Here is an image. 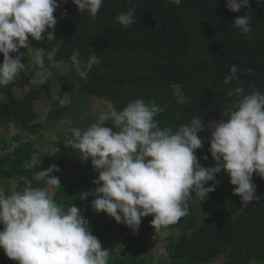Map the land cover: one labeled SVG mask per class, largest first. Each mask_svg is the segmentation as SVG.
<instances>
[{
  "label": "trees",
  "instance_id": "16d2710c",
  "mask_svg": "<svg viewBox=\"0 0 264 264\" xmlns=\"http://www.w3.org/2000/svg\"><path fill=\"white\" fill-rule=\"evenodd\" d=\"M0 11V91L29 88L0 102V210L24 219L22 231L0 228V264L264 260V0H0ZM29 46L33 56L12 57ZM22 58L18 77L3 75ZM38 72L71 97L44 120ZM91 97L112 109L86 130L73 108ZM204 163L237 179L211 188L215 211L194 231L193 218L181 222L163 257L154 243L167 210L150 217L151 202L170 193L169 172ZM105 249L119 251L101 259Z\"/></svg>",
  "mask_w": 264,
  "mask_h": 264
},
{
  "label": "rangeland",
  "instance_id": "374dc122",
  "mask_svg": "<svg viewBox=\"0 0 264 264\" xmlns=\"http://www.w3.org/2000/svg\"><path fill=\"white\" fill-rule=\"evenodd\" d=\"M3 14V11H0V15ZM7 14V13H6ZM27 55L33 56L32 48L29 46L28 48L19 49L14 52L12 57L17 60L20 56L26 57ZM11 59V58H10ZM24 58L21 60L20 65L10 66L9 69L3 71V75L6 77L13 76L14 78L18 77L21 69L23 68ZM59 69L62 73L66 72L67 66L64 64L59 65ZM33 83L37 86V88H46L47 94L44 96V100L42 105H44V111L40 112L41 119L44 120L46 117V113L51 108V104L55 107L58 106L59 98L64 96V105H69L71 103V97L65 96L58 88L57 84L54 82L51 74L45 72H38L36 77L33 79ZM29 91V88L17 86H10L7 88L6 93L0 91V102H5L11 98L21 99L24 94ZM176 92H179V88H176ZM75 102L78 105H75L73 108L74 115L73 118L79 116V120L84 124L86 130H90L92 127L97 129L100 128L101 125L107 120V116L111 111V105L107 103L104 99H99L95 97H91L89 100L84 99H76ZM87 104L86 107L83 104ZM40 106V104H39ZM41 107V106H40ZM40 110V108H39ZM71 118V117H70ZM68 119L66 122L62 123L59 126H54L51 130L52 132L48 133L45 140L43 142L47 143L46 147L48 150L51 147L52 141L56 140L57 137L61 136L65 129L71 123V119ZM72 118V119H73ZM235 124L239 123L238 118L234 119ZM16 134V131L12 133V135ZM125 134V129L119 131V136H123ZM166 155V152H162ZM115 154V153H114ZM106 153H103L100 157L105 156ZM118 156L117 154H115ZM166 161H170L168 158ZM102 165L105 164L101 163ZM109 166L103 170H98L96 173L100 176L103 172L108 171ZM186 165L183 164L180 167V171H171L168 173V182L171 185V191L169 194L159 198L154 199L151 202L150 208L148 209L147 215L150 217H156L158 213L161 212L160 205L165 206L167 213L165 214L164 221L159 224L160 227L158 232V241L155 242L156 247L160 246V249L157 251L163 257L165 256V239L171 234V232H176L180 226L181 222L184 223L190 217L195 220V226L192 231L198 229L199 226L208 218L209 214L214 212L216 209V204L213 200V196L211 193V188L216 185L225 184L229 186L237 179V171L232 168L222 167L216 163H204L198 167H195L191 172L185 174ZM259 174V167L252 166L243 176V182L247 185H250L254 182L255 177ZM29 191V190H28ZM55 191L54 185L49 186L46 189L47 194H52ZM30 192V191H29ZM44 193V192H43ZM2 201L4 199V193ZM33 196H36L35 192L32 191L30 193ZM157 201V205L155 206V202ZM3 208L4 206H0ZM35 202L29 205L27 209V214L35 213ZM111 208V207H110ZM109 208V209H110ZM5 211V208H4ZM29 211V212H28ZM7 216H3V212H0L1 221L4 223L13 224V228L15 231H22L24 229V219L23 217H18V221L14 224L12 221V217H16L14 211H9ZM3 228V226H0ZM1 230H4L1 229ZM7 232V230H4ZM14 232V231H13ZM12 233V232H11ZM10 235V231H9ZM155 238V237H154ZM157 239V238H155ZM153 247V248H154ZM117 249H105L102 251L100 257L101 259L107 258L112 251ZM119 251V250H117ZM226 255L222 254L218 258L211 260L208 264H223L226 261ZM251 264H264V260L255 259L251 262Z\"/></svg>",
  "mask_w": 264,
  "mask_h": 264
},
{
  "label": "crops",
  "instance_id": "0c3cea01",
  "mask_svg": "<svg viewBox=\"0 0 264 264\" xmlns=\"http://www.w3.org/2000/svg\"><path fill=\"white\" fill-rule=\"evenodd\" d=\"M2 210V212H3V216L5 215V216H7L6 214L7 213H9L6 209H5V211H4V209H1ZM1 210H0V212H1ZM1 219L2 218H0V226H4L5 228V230H7V232H6V234H9V231H10V234H11V232H13V231H15V229L13 228V224H9V223H4L3 224V221H1ZM18 219H20V218H17V217H12V221L14 222V224L18 221Z\"/></svg>",
  "mask_w": 264,
  "mask_h": 264
},
{
  "label": "built area",
  "instance_id": "2783aa9c",
  "mask_svg": "<svg viewBox=\"0 0 264 264\" xmlns=\"http://www.w3.org/2000/svg\"><path fill=\"white\" fill-rule=\"evenodd\" d=\"M63 102H64V97H60V98H59V102H58V104H59V103H60V104H63ZM50 106H53V104H51ZM4 199H5V198H4ZM0 200L2 201V198H1V197H0ZM5 202H6V200L3 201L2 203H0V206H4ZM7 242H8V240H7V241H4V240H3V243H4L3 246H6ZM3 246L0 247V250H2Z\"/></svg>",
  "mask_w": 264,
  "mask_h": 264
}]
</instances>
